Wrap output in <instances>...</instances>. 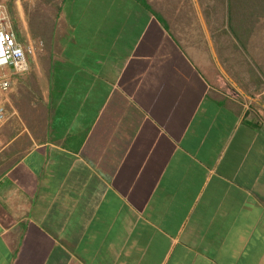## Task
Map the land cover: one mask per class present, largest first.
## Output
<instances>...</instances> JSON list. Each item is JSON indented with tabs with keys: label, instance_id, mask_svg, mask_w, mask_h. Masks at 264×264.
Returning a JSON list of instances; mask_svg holds the SVG:
<instances>
[{
	"label": "crops",
	"instance_id": "0c3cea01",
	"mask_svg": "<svg viewBox=\"0 0 264 264\" xmlns=\"http://www.w3.org/2000/svg\"><path fill=\"white\" fill-rule=\"evenodd\" d=\"M215 2L14 1L0 264H264V78Z\"/></svg>",
	"mask_w": 264,
	"mask_h": 264
},
{
	"label": "trees",
	"instance_id": "16d2710c",
	"mask_svg": "<svg viewBox=\"0 0 264 264\" xmlns=\"http://www.w3.org/2000/svg\"><path fill=\"white\" fill-rule=\"evenodd\" d=\"M12 0L6 4L12 17L13 29L16 31L12 14ZM216 18H221L230 31L249 38L257 24L264 22V0H215ZM17 32V31H16Z\"/></svg>",
	"mask_w": 264,
	"mask_h": 264
},
{
	"label": "built area",
	"instance_id": "2783aa9c",
	"mask_svg": "<svg viewBox=\"0 0 264 264\" xmlns=\"http://www.w3.org/2000/svg\"><path fill=\"white\" fill-rule=\"evenodd\" d=\"M10 66L11 73H7L4 68ZM27 70L26 49L17 40L14 29L12 28L8 11L3 3L0 2V89L7 90L10 85V76L13 72ZM5 107L0 102V123L5 119Z\"/></svg>",
	"mask_w": 264,
	"mask_h": 264
},
{
	"label": "rangeland",
	"instance_id": "374dc122",
	"mask_svg": "<svg viewBox=\"0 0 264 264\" xmlns=\"http://www.w3.org/2000/svg\"><path fill=\"white\" fill-rule=\"evenodd\" d=\"M7 0H0L1 3L6 7L10 22L13 28V22L11 14L8 10ZM14 1L12 0V14L14 16ZM230 36H231V56L232 58H238L241 55L242 59L239 61L241 65L240 67H245L247 70L257 71L264 78V22L257 24L252 32V35L249 38L246 36H240L235 34L232 31V27L230 26ZM241 50V52H240ZM243 50V51H242ZM4 70L7 73H11V69L9 67H5ZM1 90V89H0Z\"/></svg>",
	"mask_w": 264,
	"mask_h": 264
},
{
	"label": "water",
	"instance_id": "95a60500",
	"mask_svg": "<svg viewBox=\"0 0 264 264\" xmlns=\"http://www.w3.org/2000/svg\"><path fill=\"white\" fill-rule=\"evenodd\" d=\"M10 69L14 70L12 66H10Z\"/></svg>",
	"mask_w": 264,
	"mask_h": 264
}]
</instances>
